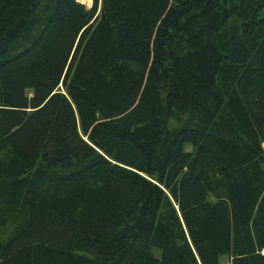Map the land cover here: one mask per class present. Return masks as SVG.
<instances>
[{
    "label": "trees",
    "instance_id": "16d2710c",
    "mask_svg": "<svg viewBox=\"0 0 264 264\" xmlns=\"http://www.w3.org/2000/svg\"><path fill=\"white\" fill-rule=\"evenodd\" d=\"M0 0V264H264V0Z\"/></svg>",
    "mask_w": 264,
    "mask_h": 264
},
{
    "label": "rangeland",
    "instance_id": "374dc122",
    "mask_svg": "<svg viewBox=\"0 0 264 264\" xmlns=\"http://www.w3.org/2000/svg\"><path fill=\"white\" fill-rule=\"evenodd\" d=\"M76 2H78V1H76ZM81 1L79 0V2L78 3H80ZM90 2H92V0H88V4L86 5V4H83L82 2L80 3V4H82V5H84L86 8H89L90 7V5H91V3Z\"/></svg>",
    "mask_w": 264,
    "mask_h": 264
},
{
    "label": "bare ground",
    "instance_id": "6f19581e",
    "mask_svg": "<svg viewBox=\"0 0 264 264\" xmlns=\"http://www.w3.org/2000/svg\"><path fill=\"white\" fill-rule=\"evenodd\" d=\"M83 4H88V0H80ZM263 147H264V145H263ZM263 254H264V250H263V252H262Z\"/></svg>",
    "mask_w": 264,
    "mask_h": 264
}]
</instances>
